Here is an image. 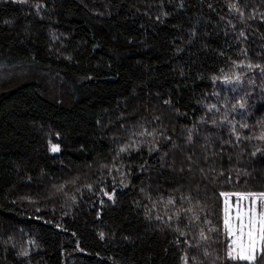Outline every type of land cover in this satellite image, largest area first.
Wrapping results in <instances>:
<instances>
[{
	"label": "trees",
	"instance_id": "16d2710c",
	"mask_svg": "<svg viewBox=\"0 0 264 264\" xmlns=\"http://www.w3.org/2000/svg\"><path fill=\"white\" fill-rule=\"evenodd\" d=\"M257 64L264 0H0V264H247L220 193L264 192Z\"/></svg>",
	"mask_w": 264,
	"mask_h": 264
},
{
	"label": "snow or ice",
	"instance_id": "6c2138e0",
	"mask_svg": "<svg viewBox=\"0 0 264 264\" xmlns=\"http://www.w3.org/2000/svg\"><path fill=\"white\" fill-rule=\"evenodd\" d=\"M19 2H25V0H19ZM230 7L236 9L235 4ZM236 10L239 11V9ZM248 67L251 68L252 65H248ZM255 67L264 72V68H261L259 64ZM237 81H239V77H237ZM224 82L233 83L228 77L224 78ZM212 107H215V105ZM239 107L243 109L244 104L240 103ZM242 127H247V125H242ZM143 134L141 133V135ZM252 138L248 137V139ZM255 138L264 141V133ZM237 139H240V137L237 136ZM59 150L58 144L51 145V151L58 152ZM120 151H126V147L121 148ZM260 151L261 149L257 148L251 155L255 157ZM105 195L112 199L114 194L105 193ZM220 196L224 198L222 229L223 235L228 241L226 245L227 259L255 264L258 253L264 256V192H221ZM232 196L236 197L235 203L230 202ZM168 203L172 204L173 201L169 200ZM203 235V232H201L202 237ZM100 236L103 239V233ZM21 254L27 255V252ZM184 262L188 264L187 257L184 258Z\"/></svg>",
	"mask_w": 264,
	"mask_h": 264
},
{
	"label": "rangeland",
	"instance_id": "374dc122",
	"mask_svg": "<svg viewBox=\"0 0 264 264\" xmlns=\"http://www.w3.org/2000/svg\"><path fill=\"white\" fill-rule=\"evenodd\" d=\"M50 147H51V145H50ZM59 151H60V150H59ZM59 151H58V152H59ZM52 152H53V151H52ZM58 152H53V153H58ZM235 201H236V197H235V196H232L231 199H230V202H231V203H235ZM243 203H247V202H243ZM258 254H259V253H258ZM258 254H257V255H258Z\"/></svg>",
	"mask_w": 264,
	"mask_h": 264
}]
</instances>
